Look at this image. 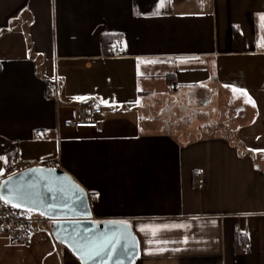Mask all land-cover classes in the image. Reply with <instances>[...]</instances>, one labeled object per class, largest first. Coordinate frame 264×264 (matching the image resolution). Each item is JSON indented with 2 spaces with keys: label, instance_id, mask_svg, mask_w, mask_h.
Wrapping results in <instances>:
<instances>
[{
  "label": "crops",
  "instance_id": "1",
  "mask_svg": "<svg viewBox=\"0 0 264 264\" xmlns=\"http://www.w3.org/2000/svg\"><path fill=\"white\" fill-rule=\"evenodd\" d=\"M261 14L264 0H0L7 176L18 161L56 164L95 196V221L130 223L135 264H264ZM88 102L99 128H66ZM0 264L80 262L37 233L26 246L2 236Z\"/></svg>",
  "mask_w": 264,
  "mask_h": 264
},
{
  "label": "water",
  "instance_id": "2",
  "mask_svg": "<svg viewBox=\"0 0 264 264\" xmlns=\"http://www.w3.org/2000/svg\"><path fill=\"white\" fill-rule=\"evenodd\" d=\"M19 190L23 195L7 204L29 213H37L54 220L52 236L57 244L68 249L80 264H135L139 258L140 242L130 223L119 220L95 221L89 194L70 174L60 168L34 166L5 177L0 194L8 196V189ZM119 239L116 252L81 260L79 245L90 240Z\"/></svg>",
  "mask_w": 264,
  "mask_h": 264
},
{
  "label": "built area",
  "instance_id": "3",
  "mask_svg": "<svg viewBox=\"0 0 264 264\" xmlns=\"http://www.w3.org/2000/svg\"><path fill=\"white\" fill-rule=\"evenodd\" d=\"M122 41L117 40L111 47V55L115 58L121 57ZM48 98H54L56 101L60 98V90L58 82L54 81L51 89L46 93ZM103 114L101 107L93 105V103H84L75 106L71 111V117L64 123L66 128H94L97 129L100 126V116ZM40 138L46 137V132H42ZM34 166H46L51 167V163L37 164L34 162L18 161L13 165L12 170L17 173L25 169ZM4 178L0 177V185ZM196 180L200 182L201 174L196 175ZM90 201L95 199L94 195L89 196ZM54 220L46 218L37 213H29L17 208L6 205L3 201H0V238L6 237L10 243L15 246H26L30 243V240L34 234L48 233L52 235V227ZM235 230L239 234H244V231L240 229L237 224ZM241 254L248 255L249 249L243 242L240 244Z\"/></svg>",
  "mask_w": 264,
  "mask_h": 264
},
{
  "label": "snow or ice",
  "instance_id": "4",
  "mask_svg": "<svg viewBox=\"0 0 264 264\" xmlns=\"http://www.w3.org/2000/svg\"><path fill=\"white\" fill-rule=\"evenodd\" d=\"M160 4L163 5L164 4V0H160ZM261 19L264 20V14H261ZM157 61H146V63H156ZM233 91H236L235 88H233ZM240 91H244L243 89H240ZM245 95H247V93H244ZM78 99H84L83 97L78 98ZM251 101V97H248V101ZM104 103H107V101H103ZM253 103V106H255L254 101H251ZM0 159H4L3 157H0ZM23 195L22 192H20L19 190H15L12 188L8 189V196L5 197L3 194H0V201H3L6 205L7 204H12L13 207L17 206L13 203L14 200L20 198ZM125 226H127V222L126 221H121L119 222ZM168 225H145V226H141V230L143 231L144 229H166L168 228ZM178 227H184L183 225H179ZM156 232L153 231L152 235L156 236ZM123 237V233L120 234V237H112V238H105L102 241H94V240H90L89 243L85 244V245H79L80 247V251L82 253L80 259L81 260H87L89 258H93L94 256H98L101 255L102 253L106 254L109 258L116 252L117 249V245L119 243V239ZM169 241L167 240H157L156 243L157 244H164V243H168ZM185 242H187L186 238H185ZM149 245H151L153 243L152 240L148 241ZM166 249L164 248H156L154 251L151 248L146 249V253L147 254H154L155 253H159V252H163ZM118 264H120V262H118Z\"/></svg>",
  "mask_w": 264,
  "mask_h": 264
},
{
  "label": "rangeland",
  "instance_id": "5",
  "mask_svg": "<svg viewBox=\"0 0 264 264\" xmlns=\"http://www.w3.org/2000/svg\"><path fill=\"white\" fill-rule=\"evenodd\" d=\"M189 113H191V112H189ZM198 113V112H197ZM188 114V116H186V115H184V118L183 119H181V121L184 123V122H186V121H190V119H191V121L190 122H195V121H199V114ZM51 166H56V164H54V165H51ZM6 169V167L4 166V163L1 161L0 162V177H2V178H5L6 176H7V171L5 170Z\"/></svg>",
  "mask_w": 264,
  "mask_h": 264
},
{
  "label": "trees",
  "instance_id": "6",
  "mask_svg": "<svg viewBox=\"0 0 264 264\" xmlns=\"http://www.w3.org/2000/svg\"><path fill=\"white\" fill-rule=\"evenodd\" d=\"M104 41H105V43H108V42L111 41V39H109V38H105Z\"/></svg>",
  "mask_w": 264,
  "mask_h": 264
}]
</instances>
